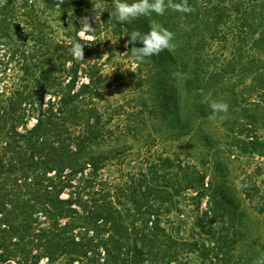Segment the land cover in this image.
Here are the masks:
<instances>
[{"label":"trees","instance_id":"obj_1","mask_svg":"<svg viewBox=\"0 0 264 264\" xmlns=\"http://www.w3.org/2000/svg\"><path fill=\"white\" fill-rule=\"evenodd\" d=\"M187 3L194 9L190 13L166 8L163 15L151 12L137 21L141 33L154 22L174 33L175 47L151 57L173 71L160 86L165 89L172 81L167 98L177 124L188 129L192 119L209 115L200 101L203 93L215 91L234 113L242 97L237 91H248L242 117L230 121L228 131L237 134L238 150L262 158L264 0ZM89 5L90 0H0V264H40L42 259L47 264H190V254L206 257L208 248L175 236L160 213L184 191L211 189L205 187L206 175L198 172L195 177V169L184 182L164 187L160 182L176 168L165 159L124 184L108 187L98 179L105 157L83 156L91 126L88 119L75 122L83 118L76 104L99 71L90 74V64L75 59L69 49L74 41L84 44L77 35L78 14ZM66 17L64 27L70 31L64 39L71 41L64 44L50 22ZM133 23L124 22V28L132 31ZM61 50L63 60L58 62L53 58H60ZM80 72L89 84H79ZM33 91H49L54 98L46 101ZM32 118L35 124L27 128ZM177 168L191 170L189 165ZM261 172L257 168L255 174ZM241 190L264 212V190L260 195L258 183L244 182ZM65 193L68 198H63ZM218 194L226 207L233 204L225 192ZM219 202L214 199L215 205Z\"/></svg>","mask_w":264,"mask_h":264},{"label":"rangeland","instance_id":"obj_2","mask_svg":"<svg viewBox=\"0 0 264 264\" xmlns=\"http://www.w3.org/2000/svg\"><path fill=\"white\" fill-rule=\"evenodd\" d=\"M96 4L100 5L98 9L94 7ZM85 9L80 10L78 17H92L94 32L89 34L92 40L81 38L83 48H86L83 63L90 64V74L96 70L99 73L90 91H86L76 104L78 117L83 118L75 122L88 119L91 126H88L91 141L83 156L87 159L92 155L103 156L106 159L98 175L99 181L108 187L124 184L136 178L140 171L148 172L151 165L170 159L176 168L160 185L175 186L196 169L194 176L197 177L198 172L206 175L205 187L211 189L204 193L184 191L174 196L173 204H164L160 213L162 223L175 236L188 241L195 239L202 247L208 248L206 257L190 254V264H264V212L258 211L262 205L251 204L241 190L244 182L249 185L256 182L261 187L260 195L263 194L264 157L238 150L237 134L228 131L229 122L242 117L240 110L247 104L242 99H247L248 91H237L242 97L236 112L218 114L215 120L208 119L210 104L213 100H224L215 96V91L203 93L200 101L207 105L209 115L192 119L188 129L182 130L177 124L172 102L167 98L172 93V81H168L165 89L160 86L161 79L173 75L169 64L161 65L151 56L137 62L131 55H120L130 51L132 46L142 47L139 42L125 47L131 33L139 31V17L133 19V30L128 31L124 22L116 19L115 0H90ZM66 22L67 17L63 22H50L57 39L63 40L64 44L71 41L64 39L70 31L64 27ZM62 50L61 57L53 59L63 60ZM105 53L108 55L104 56ZM163 68L171 73H161ZM89 82L88 77L80 72L79 84ZM33 92L44 97L48 94L46 101L54 98L49 91ZM186 98L191 105L192 99L185 95ZM69 123L74 122L70 120ZM34 124L32 118L27 128ZM259 135H264V128L259 130ZM220 163L222 166L218 167ZM180 164L183 167L189 165L191 170L177 168ZM257 168L262 171L259 175L255 174ZM75 181L79 182L78 179ZM221 190L233 201L230 207L222 204L218 194ZM63 198H68V194L65 193ZM215 198L220 200L218 206L214 203ZM229 213H235L236 217L232 216V220ZM80 230L77 228L76 231ZM63 263V260L58 262ZM40 264H47V260L42 259Z\"/></svg>","mask_w":264,"mask_h":264},{"label":"clouds","instance_id":"obj_3","mask_svg":"<svg viewBox=\"0 0 264 264\" xmlns=\"http://www.w3.org/2000/svg\"><path fill=\"white\" fill-rule=\"evenodd\" d=\"M62 2V0H61ZM59 7V5H57ZM96 9L100 7L99 4L94 6ZM166 8H170L173 11H178L182 13H190L194 9L188 5L187 0H182V3H175L174 0H134L133 3L129 4L127 0H115V16L120 22H130L132 19H136L142 15H148L151 12H155L157 15H163ZM92 17L85 16L79 18V23L81 25L80 31L77 35L80 38H86L92 40L93 37L89 35L94 32L91 27ZM174 40V33L164 28L159 23H152L149 26V31L146 33H141L139 31H133L131 33L130 39L126 44L135 45L139 42L142 47L132 46L130 51H125L120 54L122 56L131 55V57L137 62H143L144 58L153 55H158L160 52L174 48L175 45L172 43ZM84 45L80 44L78 41H74L72 47L69 49L70 54L77 60H84ZM108 54L105 53L104 56ZM48 99V94L45 96V100ZM212 114L208 117L209 120H215L219 113H227L229 105L223 101L213 100L210 104Z\"/></svg>","mask_w":264,"mask_h":264}]
</instances>
